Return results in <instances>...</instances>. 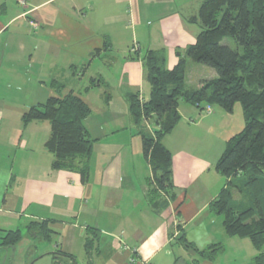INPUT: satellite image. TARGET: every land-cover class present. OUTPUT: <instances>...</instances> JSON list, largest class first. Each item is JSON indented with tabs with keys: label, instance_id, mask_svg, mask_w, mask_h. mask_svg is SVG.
<instances>
[{
	"label": "crops",
	"instance_id": "1",
	"mask_svg": "<svg viewBox=\"0 0 264 264\" xmlns=\"http://www.w3.org/2000/svg\"><path fill=\"white\" fill-rule=\"evenodd\" d=\"M24 1L0 0V232L46 222L56 241L39 253L27 242L23 263L68 260L61 251L74 264H220L232 247L247 248L251 262L257 252L250 241L227 235L208 208L226 183L215 164L244 126L241 106L228 113L211 105L203 113L179 101V122L162 139L172 158L173 197L150 195L139 130L157 127L145 119L134 124L129 112L128 95H149L143 55L162 50L165 67L173 68L177 51L195 43L200 26L190 18L202 0ZM187 59L186 88L216 76L196 66L189 81ZM69 92L91 109L83 120L94 140L84 179L77 170L51 168L47 121H21L30 106ZM174 242L199 258H166L163 250ZM211 244L222 251L201 257Z\"/></svg>",
	"mask_w": 264,
	"mask_h": 264
},
{
	"label": "trees",
	"instance_id": "2",
	"mask_svg": "<svg viewBox=\"0 0 264 264\" xmlns=\"http://www.w3.org/2000/svg\"><path fill=\"white\" fill-rule=\"evenodd\" d=\"M190 21L200 26L195 43L177 51L178 61L171 69L164 65L162 50H148L142 58L150 86L148 98L128 95L133 123L141 125L145 119L157 127L153 134L139 130L143 155L151 167L150 195L156 197L162 192L175 196L171 153L162 139L179 122V101L201 108L216 105L228 113L238 103L244 126L227 141L215 164L226 183L208 208L221 216L227 235L250 241L257 252L251 264H264V0H202ZM224 38H231L235 46L222 44ZM187 58L213 69L216 76L202 79L197 88H186ZM90 113L89 106L69 92L30 106L21 121L24 125L47 121L50 135L44 145L53 155L51 168L74 169L84 179L94 143L83 125ZM27 231L45 239L53 232L46 222H33ZM91 234L85 242L86 250L96 238ZM21 238L19 229L6 231L0 237V247L13 248ZM221 251V245L211 244L199 255L212 259ZM56 254L68 260L54 257L52 264H74L70 254Z\"/></svg>",
	"mask_w": 264,
	"mask_h": 264
},
{
	"label": "rangeland",
	"instance_id": "3",
	"mask_svg": "<svg viewBox=\"0 0 264 264\" xmlns=\"http://www.w3.org/2000/svg\"><path fill=\"white\" fill-rule=\"evenodd\" d=\"M221 43L224 45H228L230 47L235 46L231 38H224ZM187 64L188 66H190L189 71H188L189 81H193V80H190V77H191V73L195 70L196 66H203V67L205 66V65L196 63L192 61L191 59H187ZM197 68H200V67H197ZM213 106L215 110L219 108L216 105H213ZM21 233H22V238L20 241H18L15 244V251H13V249L9 247L8 248L0 247V264H24L23 255H25L24 253L26 249L25 244L27 242L32 241V245L30 246L29 251L39 253L41 252V249L45 247H49V246L51 247L56 241V236L55 234H52V233L49 239H45L41 236H38L35 239L34 238L32 239L30 234L26 232L25 228H21ZM1 235H2V232H0V237ZM244 240H246V242H249L247 239H244ZM247 244H250V243H247ZM33 246H37V249H35V247ZM248 246H250V248L252 249L254 248L252 247V245H248ZM163 251L164 253L169 255V257H166V258H171V259H174L177 256L179 257L180 260L188 259L189 252L191 253L193 252L192 257L199 258V256L196 253H194V251H190V250L186 251L184 245L183 246L181 244L179 245L176 242H174L171 246L169 245L166 246ZM247 252H248L247 248L232 247L231 249L228 250L227 255L225 256L220 255L218 257L219 258L218 260L220 261V264H234L232 259H235V264H251ZM44 258H49L50 261L54 260L53 258L51 259V255L50 257H44ZM34 264H52V262H48L47 259H40L38 262H35Z\"/></svg>",
	"mask_w": 264,
	"mask_h": 264
},
{
	"label": "built area",
	"instance_id": "4",
	"mask_svg": "<svg viewBox=\"0 0 264 264\" xmlns=\"http://www.w3.org/2000/svg\"><path fill=\"white\" fill-rule=\"evenodd\" d=\"M18 2L21 5L25 4V1L24 0H18ZM33 27H35V24H33ZM201 111L203 113H210L212 111L211 105L210 104L203 105V107L201 108Z\"/></svg>",
	"mask_w": 264,
	"mask_h": 264
}]
</instances>
